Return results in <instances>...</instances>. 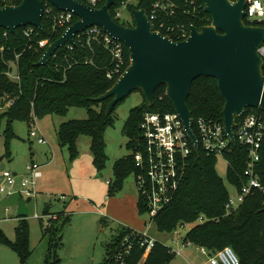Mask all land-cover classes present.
Returning <instances> with one entry per match:
<instances>
[{
  "label": "trees",
  "instance_id": "obj_1",
  "mask_svg": "<svg viewBox=\"0 0 264 264\" xmlns=\"http://www.w3.org/2000/svg\"><path fill=\"white\" fill-rule=\"evenodd\" d=\"M84 3V0H77ZM165 1L175 6V15L168 17L164 14L160 20L167 25L183 24L187 28L195 26L201 29L212 23L211 16L205 12L202 0H115L111 8L113 19L126 27H134V21L121 23L115 17V11L123 4H127V11L144 9L151 15L156 3ZM18 0L14 5L21 4ZM46 5V0H43ZM56 10V9H55ZM133 18V16H132ZM78 21L74 17L73 24ZM44 33L37 28L31 39H27L24 30L18 29L14 34L6 29H0V100L3 106L10 101L12 105L0 116L6 120V136H14L12 127L14 122L21 121L32 128L37 120L47 116H64L71 108H83L88 112L86 120H72L61 124L57 130L59 145L69 147L74 157L78 153V139L87 135L91 138V152L95 167L100 171L106 167L105 134L115 123L114 111L107 115L110 100L96 102L95 99L108 92L115 81L107 78V73L113 68L109 52L98 44L91 47L77 43L71 50L68 46L59 49L45 67H36L46 49L39 50L38 42L48 40L49 44L60 38L62 31H54L53 23L46 14L43 16ZM156 29L158 24L154 23ZM164 35L165 31H161ZM126 51V68L130 64L128 49ZM21 77L20 83H14L7 76L9 64L16 61ZM225 102L221 96L218 81L211 77H200L191 89L188 107L193 118H203L223 122ZM7 106V105H6ZM259 113H263L257 108ZM147 112H175V108L166 96V88L161 86L156 91L155 105L150 107L147 101L131 111L123 132L128 138V156L117 159L113 165L114 179L109 181L108 197H115L123 190L127 177L138 172L133 152L137 151V141L142 138L140 124ZM230 166L227 169V180L237 190L246 182L244 172L248 165L247 150L240 145L233 147L229 155ZM218 159L214 155H207L202 150L195 152L189 158L185 180L173 203L163 210L156 218L155 225L161 233H172L179 226L193 225L186 233L184 243L199 248H206L215 253L230 247L237 254L240 264H264V195L256 193L246 199L244 204L235 212L227 215L225 205L229 200V191L224 179L217 171ZM256 172L264 182V144L261 151V161ZM138 210L145 214L146 208L138 199ZM50 219L44 236L49 237V250L45 264H59V250L64 246L63 234L69 224L70 215L65 212ZM203 219V222L199 220ZM105 226V222L103 221ZM134 229L120 225L115 235L105 244V258L101 264H117V253L127 234ZM0 242L11 247L19 256L20 264H28L31 256L30 230L26 220H22L16 230L15 242L9 241L0 233ZM145 249L134 244L125 264H170L176 254L164 243L156 241L155 246L144 259Z\"/></svg>",
  "mask_w": 264,
  "mask_h": 264
},
{
  "label": "water",
  "instance_id": "obj_2",
  "mask_svg": "<svg viewBox=\"0 0 264 264\" xmlns=\"http://www.w3.org/2000/svg\"><path fill=\"white\" fill-rule=\"evenodd\" d=\"M202 1L205 12L212 18L211 25L201 29L191 26L189 38L175 42L155 30L144 9L133 10L134 27H126L117 23L110 13L115 0H107L100 9L77 0H46L60 11L73 13L78 21L47 47L35 66L49 65L59 49L76 44V35L98 26L122 42L130 57L124 74L108 92L95 99L98 103L111 99L107 115L134 92H140L153 107L156 91L164 86L194 152L199 155L188 99L197 79L211 77L218 81L225 102L222 112L225 132L236 145L234 128L237 119L251 108H260L264 113V58L259 54L264 44V27L245 23L246 0L235 3L230 0ZM44 8L43 0H22L19 5L0 7V29L14 34L20 28L33 26L44 33ZM49 212L50 207H47L45 213ZM28 215L26 201L21 200L18 216Z\"/></svg>",
  "mask_w": 264,
  "mask_h": 264
},
{
  "label": "built area",
  "instance_id": "obj_3",
  "mask_svg": "<svg viewBox=\"0 0 264 264\" xmlns=\"http://www.w3.org/2000/svg\"><path fill=\"white\" fill-rule=\"evenodd\" d=\"M18 0H0V7L14 6ZM235 3L238 0H230ZM107 3V0H84V4L100 9ZM54 8L46 2L44 15L46 14L53 23L54 31H62L61 36L69 27L73 25L76 17L71 12H64ZM127 11V4H123L115 11L116 19L123 18V11ZM245 23L251 26L264 27V0H246ZM164 14L168 17L175 15V6L165 1L156 3L153 7L150 21L158 24L159 29L155 30L170 37L175 42H182L189 38L190 28L186 25H167L160 20ZM35 27L28 26L24 30L27 39H31L35 32ZM60 36V37H61ZM76 44L91 47L93 44L102 45L110 54L113 68L107 73L110 81H117L126 71V46L107 34L98 26L90 27L82 33L76 35ZM75 45L68 44L69 49ZM48 40L38 42V49H47ZM259 54L264 58V44L259 50ZM55 56V55H54ZM17 55L16 61L9 64L7 76L14 83H20L21 77L18 69ZM12 102L10 104L12 105ZM192 129L197 137L199 148L207 155H214L217 159H224L227 166H230L228 156L233 153V147L240 145L247 150L248 165L244 172L246 182L240 190L236 189L235 194L229 195V200L225 205L226 214L229 215L237 211L246 199L256 193L264 195V182L256 172V168L261 161V151L264 144V113H259L257 108L247 109L246 112L237 119L234 134L236 145L230 140L225 132L224 123L203 118L194 119ZM142 138L137 141V151L133 152L138 172L135 173L139 198L143 201L148 216L146 222L150 229L155 218L167 207H169L177 196L184 180L189 165V158L194 152L193 144L189 139L183 122L176 112H147L144 114L140 124ZM34 138H38L40 143H46V139L39 132H32ZM42 165L31 162L26 166V174L18 176L16 173L4 171L1 174L3 181L0 185V193L8 197L20 195L22 200L29 203L37 200L39 193L38 183L43 177ZM50 219H55V215H47ZM36 218L37 215L35 216ZM203 222V219L199 220ZM156 240L147 233L132 231L124 236L121 249L117 253L116 263L125 264V259L130 254L134 244L145 249L144 259L149 255ZM202 255L208 258V264H240L239 257L230 247L224 248L215 253H211L206 248H199ZM175 253V252H174Z\"/></svg>",
  "mask_w": 264,
  "mask_h": 264
},
{
  "label": "rangeland",
  "instance_id": "obj_4",
  "mask_svg": "<svg viewBox=\"0 0 264 264\" xmlns=\"http://www.w3.org/2000/svg\"><path fill=\"white\" fill-rule=\"evenodd\" d=\"M130 2L135 4L137 0H130ZM120 22L132 24L131 13L124 10ZM10 102L6 104L7 106H3L0 100V116L8 110L11 105ZM143 102V95L140 92H134L117 105L115 123L107 129L105 134L106 155L108 158L106 167L100 171L94 165L91 138L89 136L83 135L78 139V153L74 157H72L69 147L60 146L56 139V131L61 124L72 120H86L88 118L86 109L71 108L66 115L51 116L52 121L44 120L38 124L35 123L32 128L25 122L16 121L12 127L14 136L10 139H7L6 136V120L0 121V185L3 181L1 174L4 171L23 176L22 174L29 163L33 161L46 163L48 156L50 158L51 155L48 143L55 149L56 153V164L53 168L50 170L44 168L43 170V174H46L47 182H49L50 189L46 191L48 195L38 193L37 200L28 205L30 213L27 218L30 224L31 248L28 264H45L47 259L49 237L44 236V229H46L49 221V217L44 213L47 207L51 208V214L64 211L70 215L69 224L63 234L64 246L58 252L61 259L59 264H101L103 262L106 253L105 244L115 235V230L120 224L113 220H107V225L102 229L101 222L104 217L101 215V211H104V204L108 197L109 181L114 179V162L130 154L127 148L128 138L123 132L124 126L131 111L140 107ZM38 125L47 132L45 138L48 143L46 144L40 143L38 138L32 136L33 131L38 132ZM227 169L228 166L224 159H219L217 171L224 179L229 193L235 194L236 189L228 182L226 177ZM118 195L120 197L130 195L132 199H139L135 174L125 179L123 190L115 197ZM1 199H10L11 202L10 204L5 201L1 205V208L11 210V213H6V216L17 217V208L21 200L20 195L16 194L13 197H8L0 193ZM119 206L127 210V214L134 222L139 224L140 228L145 229V223L149 219L146 214H140L136 209L134 210L129 202ZM36 215L38 218L35 217ZM108 217L113 218L114 216L108 215ZM115 217H117L116 221L122 222V219L117 215ZM192 226H179L172 233H161L154 223L149 230L152 238H157L156 241L164 243L176 252L174 259H180L177 252L184 241L186 233ZM192 249L197 251L196 247H192ZM197 253L196 258H200L201 263L208 261L206 256L198 251ZM189 261L191 264H200L192 258Z\"/></svg>",
  "mask_w": 264,
  "mask_h": 264
},
{
  "label": "crops",
  "instance_id": "obj_5",
  "mask_svg": "<svg viewBox=\"0 0 264 264\" xmlns=\"http://www.w3.org/2000/svg\"><path fill=\"white\" fill-rule=\"evenodd\" d=\"M44 120L52 121L53 118L51 116H47L41 121H39V120L36 121V124L43 122ZM37 128H38L39 134L45 138V134H47V132H45V130L42 127H40V125H38ZM56 139L58 141L57 131H56ZM46 143H48L47 139H46ZM46 143H43V144H46ZM58 144H59V142H58ZM48 145H49L50 152H51L50 158L48 156V160L46 161V163H44L43 161L38 162L43 167L42 173H43L44 168H46L47 170H50L56 164L55 149L49 143H48ZM25 174H26V169L22 175H25ZM47 180L48 179H46V174H43V177L39 180V183H38V184H40L39 185V193L47 194L46 191H49L50 187H49V182H47ZM5 201L6 202L8 201V203L11 204L10 199H6V200L1 199L0 200V213H1L0 214V233H2L9 241L15 242L16 230H17L18 226L20 225V222L22 220H26L29 227H30V224H29V221L27 218L28 216L27 217L18 216V208H17V217H12V216L7 217L8 215L6 216V213H11V210L9 208H4V209L1 208V205ZM128 202L130 203V205L133 207L134 210L136 209L137 212H139V210H138V199H132V197L130 195H122V197H120L119 195L117 197H107L106 202L104 204V211L103 212L101 211V213H102L101 215L104 217V219L101 222V228L104 229V227H105L103 225V221L105 222V225H107L106 224L107 220H113L122 226L129 227L131 229H134V230L142 232V233H147L150 236V230L147 228V225H146L144 230L142 228H140L139 224L134 222L131 219L130 215L127 214V210L124 209L122 206L121 207L119 206L120 204L124 205V204H127ZM18 206H19V204H18ZM61 212H57L55 214H58ZM29 213H30V210H29ZM44 213H45V211H44ZM49 213H52L51 208H50ZM108 215H112L114 217H115V215H117L120 219H122L121 220L122 222H120L119 220L116 221L117 217L111 218V217H108ZM155 239H157V238H155ZM192 247H196V246H194L192 244L184 243V241H183L180 245L179 251L177 252V254L180 256V259L176 258L177 260L174 259L173 262L170 264H174V263L175 264L176 263L191 264L189 261L190 258H192L194 261H197V263L208 264V261L201 263V261H200L201 259L196 258V256L198 255L197 251L200 252L199 247H196L197 251H194L192 249ZM173 252H175V251H173ZM0 264H20V258L18 256V254L11 247L4 245L1 242H0Z\"/></svg>",
  "mask_w": 264,
  "mask_h": 264
}]
</instances>
